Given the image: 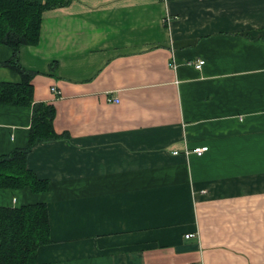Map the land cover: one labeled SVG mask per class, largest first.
<instances>
[{"label": "crops", "instance_id": "1", "mask_svg": "<svg viewBox=\"0 0 264 264\" xmlns=\"http://www.w3.org/2000/svg\"><path fill=\"white\" fill-rule=\"evenodd\" d=\"M18 61L65 134L26 158L46 192L0 189L47 206L35 264H264V0H71ZM30 123L0 105V155Z\"/></svg>", "mask_w": 264, "mask_h": 264}, {"label": "trees", "instance_id": "2", "mask_svg": "<svg viewBox=\"0 0 264 264\" xmlns=\"http://www.w3.org/2000/svg\"><path fill=\"white\" fill-rule=\"evenodd\" d=\"M71 0H0V45L11 50L1 65L19 75L18 83L0 81V105L31 109V123L26 145L0 155V189L43 193L47 180L39 179L27 168L30 150L44 142L61 139L53 128L52 104L33 101L34 73L18 61L22 46L38 43L40 23L45 12L66 6ZM55 66H52L53 69ZM51 243L47 206L43 202L19 207L0 206V264H35L40 247Z\"/></svg>", "mask_w": 264, "mask_h": 264}, {"label": "built area", "instance_id": "3", "mask_svg": "<svg viewBox=\"0 0 264 264\" xmlns=\"http://www.w3.org/2000/svg\"><path fill=\"white\" fill-rule=\"evenodd\" d=\"M204 63L203 60H199L196 64H194V66L196 68H200L202 66V64ZM51 91L55 94H58L57 90H55V88H51ZM207 150V147H201V148H195L193 149V152L197 153V154H201L202 152L206 151ZM176 153V152H174ZM193 234H188V235H185V238H190L192 237Z\"/></svg>", "mask_w": 264, "mask_h": 264}]
</instances>
